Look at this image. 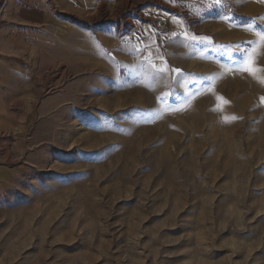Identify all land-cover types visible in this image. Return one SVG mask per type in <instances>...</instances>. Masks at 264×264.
<instances>
[{
	"label": "rangeland",
	"instance_id": "374dc122",
	"mask_svg": "<svg viewBox=\"0 0 264 264\" xmlns=\"http://www.w3.org/2000/svg\"><path fill=\"white\" fill-rule=\"evenodd\" d=\"M212 2L116 0L74 22L64 109L12 115L0 264H264V0ZM235 46L256 49L253 72ZM58 60L33 77L57 79Z\"/></svg>",
	"mask_w": 264,
	"mask_h": 264
},
{
	"label": "crops",
	"instance_id": "0c3cea01",
	"mask_svg": "<svg viewBox=\"0 0 264 264\" xmlns=\"http://www.w3.org/2000/svg\"><path fill=\"white\" fill-rule=\"evenodd\" d=\"M14 1L7 4V27L0 28V182L10 180L11 167L15 166L10 139L16 128L12 115L26 118L27 114H48L51 109L59 114V108L64 109L66 47L78 49L82 45L76 39L81 32L74 22H97L101 15L110 18L116 0H30L32 7ZM93 38L96 43L92 47L97 51L111 42L108 34ZM55 48H61L62 54V61H56L61 65L57 79L50 83L40 75L33 77V69L42 70L41 57ZM46 86L57 87L51 98H44Z\"/></svg>",
	"mask_w": 264,
	"mask_h": 264
},
{
	"label": "snow or ice",
	"instance_id": "6c2138e0",
	"mask_svg": "<svg viewBox=\"0 0 264 264\" xmlns=\"http://www.w3.org/2000/svg\"><path fill=\"white\" fill-rule=\"evenodd\" d=\"M171 2L175 3V0H171ZM221 3V0H213V2L211 4L208 5L209 8L213 7L214 5H219ZM246 30L248 31H252L253 30V25L252 24H248L246 25ZM184 35H187V33H184ZM256 36L259 38V42L264 44V29H259L256 31ZM192 40H205V39H210L207 37H197V36H192L191 37ZM250 45L252 44H256L257 41L253 40V41H249L248 42ZM232 47V46H230ZM235 50L239 51L241 53V59H240V67L237 69V71H241V72H253L251 67H246L245 66V57H247V63L248 65H251L252 63V56L255 54L256 49H253L252 52H248L247 49H241L239 48V46H235ZM227 55H231V52H227ZM161 59H163L161 57ZM153 68H155V65H152ZM165 69H159L158 71H164ZM174 72H181V69L176 68L173 69ZM254 74V73H253ZM261 83H264V79L261 80ZM218 100H223V97H217ZM261 103H264V96H262L261 98ZM224 104L229 103V101L224 100L223 101ZM220 105H217V109H220ZM229 119L231 120H237V119H242V117H237V116H232L231 118L229 117H224L225 122H228Z\"/></svg>",
	"mask_w": 264,
	"mask_h": 264
},
{
	"label": "built area",
	"instance_id": "2783aa9c",
	"mask_svg": "<svg viewBox=\"0 0 264 264\" xmlns=\"http://www.w3.org/2000/svg\"><path fill=\"white\" fill-rule=\"evenodd\" d=\"M7 16V12L6 11H2L1 14H0V18H6Z\"/></svg>",
	"mask_w": 264,
	"mask_h": 264
}]
</instances>
